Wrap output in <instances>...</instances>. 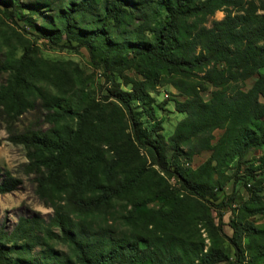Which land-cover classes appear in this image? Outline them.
<instances>
[{
    "label": "trees",
    "instance_id": "16d2710c",
    "mask_svg": "<svg viewBox=\"0 0 264 264\" xmlns=\"http://www.w3.org/2000/svg\"><path fill=\"white\" fill-rule=\"evenodd\" d=\"M0 3L13 12L25 10L35 16L33 24L50 44L61 46L64 38L69 45L73 41L86 48L93 60L130 86L127 93L111 91L115 98L128 94L149 104L153 102L150 94L163 84L177 91L181 98L173 108L183 117L167 140L157 125L150 142L160 154L170 150L187 163L202 151L209 152L195 169H182L179 178L190 202L184 204V220L198 222L204 216L213 229L201 200L214 197L213 190L221 186L214 175L234 159L238 167L248 152L264 145V0ZM218 11L222 18H213ZM24 45L20 56L10 60L11 79L0 87V120L2 116L17 119L37 106L46 111L48 128L10 132L8 141L26 151L24 173L35 174L34 192L51 214L19 216L10 229L0 227V264H214L229 260L225 240L236 260L243 261L247 252L245 264H264V222L232 225L230 237L210 236L208 246L195 236L180 234L178 227L140 230L141 207L148 201L166 204V193H173L148 182L137 189L146 169L142 166L131 175L96 143L88 145L93 150L89 156L73 164L74 157H82L81 147L88 144L84 141L88 111L77 113L75 123L70 117L59 125L65 111L63 99L48 84L27 75L25 66L34 65L39 57L28 42ZM4 67L0 61V71ZM128 69L141 78L127 75ZM252 77L254 81L244 89ZM207 90L205 99L202 92ZM218 130L221 134L216 137ZM153 164L161 166L158 160ZM259 165L264 167V155ZM20 184V178L4 172L0 194ZM242 211L246 217L261 214L264 218V195L251 190ZM216 229L220 232L219 226ZM242 238L247 239L245 247Z\"/></svg>",
    "mask_w": 264,
    "mask_h": 264
},
{
    "label": "rangeland",
    "instance_id": "374dc122",
    "mask_svg": "<svg viewBox=\"0 0 264 264\" xmlns=\"http://www.w3.org/2000/svg\"><path fill=\"white\" fill-rule=\"evenodd\" d=\"M222 16L218 11L213 18L221 19ZM34 19L35 16H29L25 10L13 12L9 5L4 7L0 3V61L5 63V67L0 71V87L11 79L10 60L17 59L24 44L28 42L36 49L39 61L34 65L25 66L28 69L27 75H34V80L48 84L63 99L62 107L65 111L58 118L59 125L68 123L70 117L75 123L77 113L82 115L84 110L88 111L85 127L88 131L84 140L88 141V144L81 147L82 157H74L72 163L75 164L83 157L89 156L93 150L88 145L96 143L106 149L107 158L120 161V169L132 171L131 175L137 172V168L143 166L146 169L142 180L137 181V189H140L144 182H148L157 188L161 186L163 191L168 188V191L173 193H166V204L148 201L141 207L137 219L140 230L150 232L178 227L180 234L195 236V239H201L208 246L210 236L214 238L216 235L224 240L230 237L233 234L232 225L242 227L246 221L250 225L260 226L264 222L261 214L246 217L242 211V205L247 201L251 190L264 195V167L259 165L260 157L264 155V145L261 149L248 152L240 160L238 167L234 159L228 166L220 168L218 175H214L221 186L213 190L214 197L207 196L201 200L210 216L213 229L205 222L204 216L198 222L193 219L185 221L184 204L190 202L182 190L179 172L187 168L195 169L208 157L209 152L202 151L187 163L180 155L172 156L170 150L164 155L160 154L150 142L156 133L157 125L161 127L158 133L167 140L177 121L183 117L182 113L173 108L174 101L181 98L177 91L169 84H163L158 87L156 94H150L153 102L149 104H146L145 98L141 101L131 98L128 94L119 93L118 98H115L114 92L111 91L117 89L127 93L130 92V86L123 84L116 73L104 69L97 60L90 57L86 48L76 46L75 42L72 41L69 45L61 38L58 44L61 46L50 44L33 24ZM261 71L264 72V69ZM125 72L130 77L141 78L133 69ZM254 79L255 77L246 80L243 88L247 89ZM202 95L207 99L208 90L202 92ZM45 114L46 111L37 106L17 119L1 117L0 176L4 172H10L12 176L20 178L21 184L14 191L0 194V227L10 229L19 216L37 213L47 217L51 214V209L44 206L34 192L35 174L24 173L26 151L20 145L8 141L10 132L48 128L51 124L46 122ZM220 134V130L215 131L216 137ZM157 160L161 162V166L153 164ZM258 165L259 168L256 169ZM40 171L44 169L40 168ZM179 199L182 202H178ZM217 226L220 232L216 229ZM246 243L247 239L242 238L243 247ZM225 246L229 260L214 264H228L229 261L233 264L248 262L247 252L244 253L243 261L236 260L234 250L226 240Z\"/></svg>",
    "mask_w": 264,
    "mask_h": 264
}]
</instances>
